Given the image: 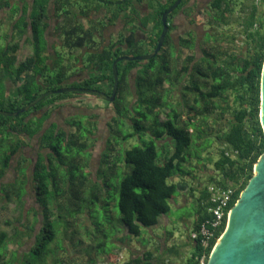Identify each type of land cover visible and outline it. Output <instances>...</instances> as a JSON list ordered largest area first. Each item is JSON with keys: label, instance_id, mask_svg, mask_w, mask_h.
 I'll return each instance as SVG.
<instances>
[{"label": "trees", "instance_id": "trees-1", "mask_svg": "<svg viewBox=\"0 0 264 264\" xmlns=\"http://www.w3.org/2000/svg\"><path fill=\"white\" fill-rule=\"evenodd\" d=\"M174 1H108L106 19L101 22L89 19V26L122 22V31L100 49L84 50L79 57H74V61L80 59L83 64L74 68L70 61L72 54L64 63L59 50L45 49L43 17L48 0H33L29 21L23 14L22 24L17 25L21 33L27 25L31 27V54L19 61V43L3 44L7 34H0V109L16 111L48 90L65 87L95 89L111 95L115 59L151 53L162 30L161 16ZM236 2L209 0L202 10L210 27L204 36L199 39L193 30H188L174 39V16L179 12L186 15L198 4V0H181L167 14L168 30L153 57L116 62L118 81L112 101L90 92H53L18 115L0 114V205L14 201L20 207L28 191L27 181L36 204L25 212L26 216L19 211L15 218L18 222L11 232L0 230V264H63L58 250H64L61 237L68 236L70 222L86 212L92 224L95 203H101L105 196L103 170L115 150L110 143L113 131L123 139L144 134L149 137L144 145H135L123 152V160L131 165V170L118 183L117 206L121 229L128 234L137 236L142 227L158 223L159 217L170 208L169 200L186 188V178H195L194 166L212 164L207 183L237 186L236 201L253 174L254 163L264 151V134L258 116L264 62V13L257 14L256 5H252L244 16L242 30L246 47L243 51L224 45L225 33L212 31L215 26L229 24ZM7 3L0 0V8ZM61 3L66 4V0ZM71 7L64 10L62 26L70 30L69 37L72 30L77 32L79 40H72V45L87 44L92 40V29L74 18L77 16L74 11L78 10ZM79 14L89 18L88 13ZM254 23L258 25L256 29H252ZM143 43L147 51L141 54L139 49ZM182 49L188 53L179 62ZM81 70L85 75L71 81L70 75ZM174 89L181 92L180 98L174 97ZM76 93L89 96L76 97ZM76 98L93 108L97 105L91 100L103 99L105 108L111 107L113 111L107 122L106 147L94 178L90 177L89 160L91 147L96 142L97 113L85 114L84 120L72 115L64 120L65 126L48 122L54 109ZM121 125L128 128L125 135L118 133ZM31 139H36L37 144L33 161L21 152L30 145ZM213 142L217 144L216 156L203 160L200 151L208 150ZM11 168L14 176L9 179L6 176ZM175 177L180 180L174 181ZM190 189L193 191L194 186ZM200 192L207 195L206 186ZM206 199L207 196L202 198ZM196 214L194 228L207 215L206 203L199 205ZM4 223L11 224L7 220ZM83 227L85 236L89 237L92 232ZM99 232L107 238L106 233ZM28 239L27 250H21ZM118 240L124 241V237ZM10 243L12 247L8 246ZM98 245L101 247L102 243ZM201 254L198 242H194V250L185 264H199ZM162 256L149 249L132 251L124 264H166ZM88 262L96 264L94 258Z\"/></svg>", "mask_w": 264, "mask_h": 264}, {"label": "rangeland", "instance_id": "rangeland-1", "mask_svg": "<svg viewBox=\"0 0 264 264\" xmlns=\"http://www.w3.org/2000/svg\"><path fill=\"white\" fill-rule=\"evenodd\" d=\"M236 1L237 5L235 7L234 13L230 17L229 24L215 26L212 31L217 33H225L227 38L223 44L227 45L229 48L233 47L237 51H243L246 47V36L242 30L243 18L248 14L252 5H256L257 14L259 12L264 13V4L263 0ZM208 2L209 0H198L196 8H194L189 13H186L185 15L182 12H179L174 16L173 25L176 26V28H174L172 31L174 39H176L178 35H185L188 30H193L199 39L204 36V34L210 29V27L206 24L208 19L207 14L202 11L204 8H206ZM81 22L85 23L84 21ZM257 27V23H254L252 29H256ZM139 50V53L141 54L146 53V43H143V45H141V49ZM27 51L28 50H22V55L24 56V52ZM187 53V49L181 50L179 62ZM83 75H85L84 71L82 74L79 73L78 75L73 76L71 79L75 81ZM173 93L174 97L177 99L180 98L181 92L178 89H174ZM75 95L76 97H80L82 94L76 93ZM88 96V94H83L81 97ZM91 101L93 104H96L97 107L93 108L90 103L86 102L81 104L77 101V98L67 102L65 101L60 107L54 109L51 112L48 122L53 121L57 122L61 126H65L63 123L64 120L72 115L77 116L80 120H84L85 114L97 113L98 124L97 131L95 132L96 142L91 147L92 156L89 160V170L91 172L90 177L94 178L95 170L99 165L100 155L106 147L105 140L109 135L107 122L113 115V111L111 107L105 108L102 102L104 101L103 99L100 101L95 98ZM127 131V126L121 125L118 127V133L120 135H125ZM148 140V134L133 135L123 139L116 137V131L111 133V148H114L115 150H110L112 152L109 155V161L104 165L103 171L106 177L103 188L105 196L102 198L103 201L101 203H95L96 210H93L91 213V217H93L92 224L86 212L80 214L76 219L70 222L69 229L66 233L68 236L61 237L64 250H58L59 259H61L63 264H89L88 261L90 258H94L96 264H124L132 251L141 252L147 249L152 250L154 254L157 255L156 249L159 245V241L156 242L155 238L151 237L152 235H150V232L151 230L153 232L159 231V228L162 231L164 228H166V231H171V238H173L175 242L190 239L188 234L192 228L191 223L195 215V210L197 209V200L193 198V195L191 196L192 191L190 187H193V185L198 182L208 181V176L212 167V164L210 163H207L205 167L199 165L192 168V173H194L195 178L187 177L186 188L182 191L180 190L176 192L173 195V199L169 200L170 208L168 212L162 214L159 217V222L162 220V223L153 225L149 228L142 227L140 234L137 236L128 234L125 229H121L119 210L117 206L118 183L123 175L126 172H130L131 170V165H127L123 160V152L125 149L135 145L142 146ZM29 143L30 145L23 147L21 150V152H24L27 156L33 155L35 153L36 139L29 140ZM159 151L160 150L158 149V152ZM200 154L203 156V160L206 159L207 161L209 156L215 157L217 154L216 142H213L208 150H201ZM14 163V160H12L11 165ZM28 168H30V164ZM13 176L14 171L11 168L6 177L11 179ZM177 178L178 177H175L174 181H177ZM26 186L28 191L24 195V203L20 207H18L14 201L7 202L4 206L0 205V230H6L8 233L11 232L12 226L16 225L18 222L15 218L18 216L19 211L25 215V212L28 209L36 207L29 181H27ZM29 217H31V214L28 215V218ZM5 220L9 221L11 224L6 225L4 223ZM83 226L91 231L94 237L92 234H90L89 237L85 236ZM71 229L75 230L71 231ZM99 230H102V232L106 233L107 238L102 237ZM121 236L124 237V241L118 240V238ZM29 243L30 239L26 240L21 250H27ZM99 243H102L101 247L98 245ZM175 244L177 245V243ZM8 246L12 247L11 243L8 244ZM102 250L107 253H102ZM162 258L164 259V262L168 264L180 263L179 259H175L172 255L169 256L168 253H166L164 257L162 256Z\"/></svg>", "mask_w": 264, "mask_h": 264}, {"label": "water", "instance_id": "water-1", "mask_svg": "<svg viewBox=\"0 0 264 264\" xmlns=\"http://www.w3.org/2000/svg\"><path fill=\"white\" fill-rule=\"evenodd\" d=\"M181 0L174 3L162 14V30L157 44L151 53L138 56H119L112 64L113 87L111 95L100 90L78 87H65L56 90H48L16 111H4L3 115H18L28 110L32 105L44 96L53 92L81 91L96 94L108 101H112L117 88L116 62L125 60H144L153 57L160 49L168 26L167 14L172 11ZM259 122L264 134V62L260 74L259 92ZM206 264H264V151L253 165V174L248 179L238 198L230 207L226 225L209 252Z\"/></svg>", "mask_w": 264, "mask_h": 264}, {"label": "flooded vegetation", "instance_id": "flooded-vegetation-1", "mask_svg": "<svg viewBox=\"0 0 264 264\" xmlns=\"http://www.w3.org/2000/svg\"><path fill=\"white\" fill-rule=\"evenodd\" d=\"M3 1L8 3L0 8V34H7V38H3L2 43L8 45L11 42L17 41L19 43L17 58L19 61H21L31 54L33 44L30 36L31 27L27 25L24 33H21L17 25L22 24L21 18L23 14L25 15V20L29 21L33 0ZM61 1L64 2L65 0H48V4L45 5L43 17V20L46 23V27L43 32V37L46 42L45 49L49 50L50 52H52V50H59L64 58V63H67L69 61V56L72 54L73 57L70 59V61L73 65H75L74 68H79L83 64L81 63V61H79L80 59L74 61V57H79L80 53H82L84 50L93 48L100 49L101 46L109 43L112 36H115V40L117 38V35L122 31L123 24L122 22H117L110 25L103 22L104 26H95V24L93 27L89 26V19H92L93 22L100 20L103 21L106 19L105 5L110 0H77L72 1V3L70 0H68V2L66 0V4H62ZM98 4L101 5L96 8V5ZM70 6H72V10H78V12L74 11L77 14V16L74 18L84 21L85 28L92 29V40L87 44H83L80 46L72 45V40H75L76 42L79 40L78 36L76 35L77 32H74L72 30V36L69 37L68 34L70 30L62 26V23L65 19L64 10H66V8H69ZM79 11L81 13H88L89 18L80 16ZM58 24H60V26H58ZM124 33L127 34V31L125 30ZM137 38H139V36ZM22 50H28L27 52H24V56L21 53ZM75 52L78 54H76ZM83 71L84 70H81L71 74L70 80L74 81L71 78L75 75H78L79 73L82 74ZM82 77H80L79 79H81ZM35 153L33 155L27 156L23 152L24 156L27 157L30 161H33L36 158Z\"/></svg>", "mask_w": 264, "mask_h": 264}, {"label": "built area", "instance_id": "built-area-1", "mask_svg": "<svg viewBox=\"0 0 264 264\" xmlns=\"http://www.w3.org/2000/svg\"><path fill=\"white\" fill-rule=\"evenodd\" d=\"M207 215L197 224V227L189 231V238L198 242L202 254L199 264H204L208 257L207 251L212 249L214 243L222 233L231 205L235 202L237 186L209 183L206 186ZM234 201V202H233Z\"/></svg>", "mask_w": 264, "mask_h": 264}, {"label": "crops", "instance_id": "crops-1", "mask_svg": "<svg viewBox=\"0 0 264 264\" xmlns=\"http://www.w3.org/2000/svg\"><path fill=\"white\" fill-rule=\"evenodd\" d=\"M178 180H180L179 178H177ZM207 182L206 181H201L196 183L194 186V189L191 193V196L193 195V198H195L197 200V209L195 210V215L193 217L191 226V229H194V224L196 222V218H197V214L196 211L198 210L199 205H204L205 201L202 200V198L206 197V193L200 192L205 186H207ZM187 200V199H186ZM164 218V217H163ZM159 223H162V220L156 224L158 225ZM150 235H152L151 237H154L156 242L159 241V245L157 247V251L156 253L159 255H163V257L165 256L166 253L170 255H172L175 259H179L180 263L177 264H185L186 259L191 255L192 251L194 250V241L192 240H185V241H180V242H175V240L173 238H171V231H166V228H164V230L162 231L159 228V231H152L150 232ZM177 243V245L175 244ZM172 251V252H170ZM167 256V255H166ZM168 264V263H166Z\"/></svg>", "mask_w": 264, "mask_h": 264}]
</instances>
